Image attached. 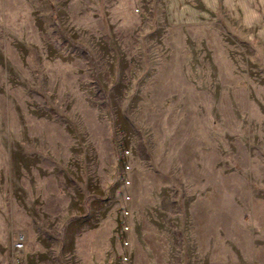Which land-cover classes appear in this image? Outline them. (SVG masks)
<instances>
[{
  "label": "rangeland",
  "instance_id": "rangeland-1",
  "mask_svg": "<svg viewBox=\"0 0 264 264\" xmlns=\"http://www.w3.org/2000/svg\"><path fill=\"white\" fill-rule=\"evenodd\" d=\"M0 264H264V0H0Z\"/></svg>",
  "mask_w": 264,
  "mask_h": 264
},
{
  "label": "built area",
  "instance_id": "built-area-1",
  "mask_svg": "<svg viewBox=\"0 0 264 264\" xmlns=\"http://www.w3.org/2000/svg\"><path fill=\"white\" fill-rule=\"evenodd\" d=\"M23 247V242L22 240H19L16 244H15V250L16 251H20Z\"/></svg>",
  "mask_w": 264,
  "mask_h": 264
}]
</instances>
